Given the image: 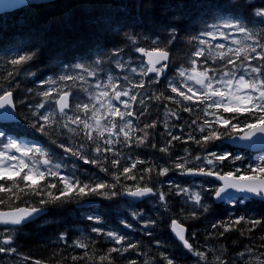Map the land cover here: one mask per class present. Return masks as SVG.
Returning a JSON list of instances; mask_svg holds the SVG:
<instances>
[{
	"label": "snow or ice",
	"instance_id": "6c2138e0",
	"mask_svg": "<svg viewBox=\"0 0 264 264\" xmlns=\"http://www.w3.org/2000/svg\"><path fill=\"white\" fill-rule=\"evenodd\" d=\"M35 0H0V14H7L12 10L18 8L29 7L34 4ZM254 15L261 19L264 23V7L255 9ZM212 29L215 31L206 30L201 33L203 36L216 38L217 35L227 40L229 37L220 29H234L236 32L244 36L243 40L233 39L232 44L237 45L235 48L228 47L226 50V45L224 43H218L212 45L208 40L199 39V37H193V39H199L200 45H207V49L204 47L197 48L192 55L196 58H204V64L207 65L208 61L211 60L215 63L217 60L224 61V67L227 68L228 65H232L237 71L225 70L221 71L219 68L203 67L202 69L198 65L197 59L191 60V67L183 68L181 67L178 71L179 77L183 78L184 87L187 91L181 90L176 83L169 81L168 87L172 93H176L178 97H182L183 101L189 102H199L204 104L205 107L202 111L205 115H212L213 120H204L202 126L199 127V131L204 133L208 129L207 134L204 135L201 140H196L194 136L189 134V139L195 140L196 143H207L211 140H219L224 135L221 133L216 125H220L226 129H230V133H236L237 129L243 124L245 131L242 135H238V139L244 141H251L253 137L264 136V33L258 34L254 29H250L240 20L227 19L223 20L219 24H213ZM176 28L171 29L170 40L176 38ZM127 38L134 42L135 37L128 35ZM251 41V43H248ZM156 43V40H153ZM220 50V51H214ZM121 50H117L115 55L118 57ZM135 51L146 57V61H141L142 66L139 68V75L142 77L139 81L133 83L128 76H124L123 79L127 82V86L120 84L118 81H114L113 77L109 75L107 77V84L103 85L105 90L100 91L98 94L91 96V99L95 103H77L74 106V113L69 115V111L73 109V105L69 102V97L72 95L70 91H63L61 89L49 88L43 91L41 95L48 101H53L54 105L57 106L53 110L46 112H39L36 109H44L45 103H38L35 109L32 110L33 115L36 116V122L33 123V127L37 128L38 131L44 132L45 126L53 127L59 126L62 129H66L67 133L71 134L72 137L80 136L83 134V138L91 141L93 144V151L97 154L112 152L114 156L119 157V152L111 146L116 144L124 143L131 146L133 142L132 133L135 130L132 120L129 117L136 116L137 113L134 111V105L137 103L138 96L140 93L134 92V89L145 88V81L143 77L149 74H154V79L151 83H159V77L162 76L165 70L168 68L166 63L169 60V51L165 47L156 46L151 49H146L144 47H137ZM207 51V55H206ZM37 53L35 51L28 54L19 55L17 58L11 59L10 63L13 66L26 65L36 57ZM234 57V58H233ZM258 60L261 63L258 65H253L251 61ZM239 62V63H238ZM95 64H100L101 60L97 59L94 61ZM117 66L123 68L124 65L117 61ZM159 66V67H158ZM75 69L81 70L80 75H60V81H76L77 79L83 81L86 73L87 76L95 77L97 75L96 71L92 70L89 66L84 63H77L72 66ZM132 73H137V68H130ZM216 72L217 75H212L211 73ZM9 76L13 74L8 73ZM188 81H192L195 85L199 87L195 90L192 86L188 85ZM44 83L55 84L56 80L48 78ZM97 89L102 87L101 83L95 85ZM107 89H111L108 91ZM31 91V90H29ZM56 93L57 98H53V93ZM126 97L127 99H122ZM195 98V101H194ZM148 99H155L160 101L162 99L171 100L176 104H181V100L176 99L172 96H164L163 92L158 95L155 93L148 97ZM113 101H118L123 105V111L117 106ZM139 104L142 106L143 114L147 110L144 99L139 100ZM99 105V107L97 106ZM17 105L14 99L13 91L10 89L0 91V119L3 120H14L16 115L14 109ZM209 109L214 111L209 112ZM193 109L191 107H183V111L191 112ZM222 110V111H221ZM57 112L59 119L57 118ZM83 113V116L75 114ZM171 116L179 119L177 112L169 110ZM224 113L233 114L231 116H225ZM243 116L245 119L240 120ZM118 118V119H117ZM41 121L43 123H41ZM91 121V122H90ZM119 121V122H118ZM236 121V122H233ZM195 123V121H193ZM39 125V127H37ZM75 125V127H73ZM155 123H150L144 125L146 128H154ZM140 129V131H144ZM168 135H172L171 132ZM6 133L0 130V138H4ZM148 133L145 132L144 136L136 137L134 142L140 145L147 138ZM121 137L123 138L121 140ZM172 139L179 140V136H172ZM3 150H0V194H6L8 196H14L16 199H20V194L27 195L28 193L25 189H30L33 195H47L48 200L41 199V204L56 203L61 201L63 197L64 200H71L74 193L76 198H83L89 194L94 195H104L109 196V193L102 192L103 189H114L115 184H109L106 181H89L83 182L75 174L61 175L59 169L61 165L59 163H54L49 153L39 146H27L18 143L17 140L8 138L7 142L3 144ZM63 147V145H61ZM81 148L86 147V145L81 144ZM154 147V145H153ZM67 152H70L73 156H78L80 159H84L86 163L97 164L105 172L108 171L106 167L100 165L98 159L89 160L79 149H73L71 147L66 148ZM163 152H167L168 148L164 147L161 149ZM13 153V154H10ZM14 153H19L16 155ZM185 159V158H181ZM196 160H200L201 157L196 156ZM232 159L233 161L241 159L240 156H232L231 153L217 154L215 152L209 153L205 157V163L212 166L206 169L204 166L199 168H187L185 163H176V169H183L185 174L192 175H203L207 177H215L216 179L222 181V186L217 187L214 190V196L220 200H227L229 202L237 199L232 193L244 194L241 198L247 199L248 195L259 197L264 200V156L260 157L255 165H248L245 174L237 175L240 169H236L235 172H221L216 170L217 163L223 164L225 160ZM113 167L120 166V159H113L111 161ZM145 161L134 160L130 166H125L122 168L121 173L126 176L127 179L135 180V175H127L136 168L137 164H143ZM27 169V171H25ZM144 172L151 173L153 168L149 167L143 169ZM170 169L168 167H163L158 175L166 176ZM21 173H24L21 176ZM120 174H114V179L119 181ZM57 178L58 182L62 185L58 189L59 195H53L51 189H57V183L47 182L45 188L48 191L42 192L38 187V180H47V177ZM15 177H20L19 180L14 179ZM141 180L144 176L140 177ZM12 183L9 184L8 182ZM31 181V183H28ZM175 188L179 192L188 194V199L194 202V205L202 208L205 212L208 211V207L201 203L202 196L200 192H195L194 194H189L188 188H180L179 185H175ZM15 189V191H13ZM126 195L131 197L143 198L149 195H156L153 187L139 185L135 186V190L132 188H127ZM111 196L117 195L116 192H111ZM158 199L162 202L165 209H167V201L165 193L163 191L158 192ZM4 200L0 199V203ZM44 209L30 206V207H17L11 212H0V224L4 225H15L20 226L27 223L29 220L39 215ZM139 215V214H136ZM192 218H198L195 211L191 213ZM92 220L93 217H88ZM242 222L255 226L261 225L264 221L260 219H247L245 216H239L234 220L228 222L221 221L219 224H213L212 227H221L225 232L231 231L235 226L240 225ZM155 224V220H150L145 223V227H150ZM131 227V225H126ZM249 228L248 231H251ZM170 229L174 233L175 237L182 243V246L194 252V254L201 258L202 260H208V255L206 252H201L195 250L193 245L189 242L186 236L187 229L183 224L178 222L176 219H172L170 222ZM91 231L96 233L105 234L107 237L111 238L115 244L125 245L126 237L116 231H107L104 233L101 228H93ZM151 235V233H148ZM66 234L61 235V239H65ZM194 235V234H193ZM223 235V232L220 233ZM13 242L12 236H7L3 239L2 244H0V253L6 252H16V248L10 247L6 248L3 245H11ZM74 245L78 248L87 249L89 245L82 241H74ZM159 243V242H157ZM136 244L127 243V246L123 247H112L106 255L100 256L99 260L101 264L104 261H108V264H112L111 253H123L127 252L130 248H135ZM251 251V250H249ZM88 253L85 252V256ZM243 256V253L240 254ZM264 257V253L260 254ZM84 257L73 256V260L83 259ZM28 259V258H25ZM167 264H175L173 259L165 257ZM219 259V257H217ZM259 264H264V259L260 257L256 258ZM34 264H41V261L36 260ZM130 264H135V261H131ZM220 264H225L224 261H220Z\"/></svg>",
	"mask_w": 264,
	"mask_h": 264
},
{
	"label": "rangeland",
	"instance_id": "374dc122",
	"mask_svg": "<svg viewBox=\"0 0 264 264\" xmlns=\"http://www.w3.org/2000/svg\"><path fill=\"white\" fill-rule=\"evenodd\" d=\"M227 19L240 20L250 29H254L258 34L264 33V28L261 27L262 23L260 18H257L255 21L245 22L241 19H234L232 17L223 16L215 24H219L223 20H227ZM7 22L8 19L5 17L0 19V24L2 25L7 24ZM220 30L224 31L229 37L227 40H225L219 35L216 36V38L219 40V43H224L226 45L225 50L228 47L231 48L237 47V45L232 44L231 41L233 39H237V40L244 39V36L236 32L234 29L222 28ZM211 31H215V29L211 28ZM153 40H156V43L159 41L157 38L151 37L150 42L153 43ZM248 43H251V41H248ZM23 54L26 53H23L21 50H7L1 53L0 72L16 73L19 76V78H21L24 81L30 79L31 84L29 85L27 84V85L32 87L31 91H28L27 86L24 87L22 86V83H18V82L14 85L15 87L17 85L18 88L14 89V86L11 85L9 86L8 85L9 82L6 81L4 78H1V76H0V91L13 89L16 92L19 101L26 99L30 93L34 94L33 98L39 95L41 98L40 103H45L44 109H36L39 112H46L53 110V108H55L53 101H48L46 100V98H44L41 95L43 91H46L49 88L61 89L63 91H70L72 95H74V98L76 99L75 104L77 103L92 104L95 103V101L91 99V96L96 95L100 91L105 90L103 88V85L107 84V77L109 75L113 77L114 81H118L120 84L127 86V82L123 79V77L128 76L130 80L133 83H135L140 79H142V77L139 75V68L145 66L141 64V61L143 59L137 54L135 49L127 50V51L123 49L120 51L118 57L115 54L110 56L104 53L103 51H97L87 59H83L82 61L79 62V63H84L85 65L89 66L92 70L96 71L97 75L95 77L87 76L86 73H83V75L85 76V80L83 81L79 79H77L76 81H60L59 80L60 75L68 74V75L77 76L82 74L81 70L73 68L72 67L73 65H69L67 67H64L61 70V72L58 74V76L50 77L51 79L56 80L55 84H51L50 86H48L49 83H46L44 88L39 89V86H36V84L34 83V78H31V72L26 68V65L13 66L10 63L11 59L17 58L19 55H23ZM97 59L101 60V63L98 65L94 63V61H96ZM118 60L120 63L124 65L123 68L117 66ZM251 63L253 65H258L261 62L258 60H253L251 61ZM132 67L137 68L138 70L137 73H132L130 71V68ZM227 68H228L227 70L237 71V69L233 68L232 65H228ZM167 71L168 69H166L164 74L159 78L164 76L166 79H168V82L172 81L176 83V85L180 87L181 90L186 92L187 89L186 87H184L183 78L179 77L178 75L179 70H177L176 72L177 75L175 77H169V78L167 77ZM213 75H217V74H213ZM152 79L154 78L150 79L149 77L148 81L144 80L146 86L143 90L141 89L133 90L134 92L140 93V95L138 96L137 103L134 105V107L137 106V109L134 108V111L137 113V115L133 117H129V119L132 120V123L133 122L136 123V126L134 127L135 130L132 133L133 142L131 143V146H128L124 143L121 146H119L118 144L111 146L114 147L119 152L120 154L119 157L114 156L112 152H107V153L102 152L100 154H97L93 151L92 142L88 141L86 138H83L82 133L80 136L72 137L71 134L67 133L66 129H62L59 126H57L59 130L56 134L59 135L62 140L60 141L61 145H63L62 148L66 149L68 147H71L73 149H79L87 159L89 160L98 159L100 165H102L103 155L106 156V160L109 161V164L111 166V170H110L111 175L120 174L122 168L125 166H130L134 160H142V161L150 160L149 163L151 164V166L149 167L153 168V166H156V168H153V171L151 173H147L144 172L143 169L149 167H145V166L143 167L137 165L136 168L133 169L131 173L127 174L129 176L134 175L135 172L138 169H140L139 173L135 175L136 176L135 180L127 179L125 175L120 174L119 181H116L114 177L111 178V176L106 175V173H104V171L101 169L100 166H98L97 164L90 163V168H93V176H92L93 182L99 180V181H106L109 182L110 184L116 185L114 189H108L107 191V193H109L108 198L106 199L101 198L102 204L103 203L106 204L107 202L105 201L113 202L114 203L113 207L106 210L105 215L101 214L100 213L101 209L96 207H92L91 208L92 212L88 214L85 213L83 216L77 215V218L74 217L71 223L68 224L67 227H64L63 230L61 229L60 231L56 232L55 229L54 231L50 232L52 234V240L50 241L52 244L61 243L62 249L66 250L67 252H75V253L78 252L88 253L89 248L92 245L91 244L92 240H93V246L98 245L100 243L104 245L103 249L104 251L107 252L112 247L120 248L123 246H127V243H125V245L123 246L118 245L115 244L114 241L111 238L107 237L105 234L91 231L93 228H101L103 229L104 233H106L107 231H116L124 236L126 234L129 239V243L132 241L140 243L139 245H136L135 248H130L127 252L111 253L112 264H115L116 260H121V262L124 264H130L131 261H135V264H167V260L164 257H168L169 259L175 258L173 259L175 264H189L190 261L195 262L192 264H220L221 258L219 256L218 257L220 260L218 262L210 261V260L215 261V259H217V252H215L214 250V245L216 243L215 242H213L212 244L207 243V240L204 239V235H203L205 218L214 216L215 220L218 222L223 213V210L218 208L213 202V195H214L213 193L216 188V184L207 179L204 180L197 178H191V179L186 178L183 169H176L175 164L185 163L186 160L187 163L185 166L187 168H192L195 166L208 167L210 165H207L205 163V157H207L209 153L215 152L217 154H222V153H231V152L233 153V151L227 147L221 146L220 141L223 137H221V139L219 140H211L208 141L207 143H200V144L196 143L195 140L189 139V134H191L194 137L197 134L200 135V137L197 138V140H201V138L207 134L208 129H206L204 133L198 130L199 124L204 123L205 113H203V117L199 120L191 119V115L188 112L183 111V107L181 104L175 103V105H172V107H166L167 106L166 101H162V100L157 101L155 99H152L151 103H148L147 105L145 104L147 106V110L148 108H150L149 112L146 110L143 112V114H140L142 111V106L139 104V100L144 99L145 102L150 100L148 99V97L153 92V88H147V87L151 84ZM98 82L101 83L102 85L100 89H97L95 87V85ZM168 82H162V83H165L166 86L168 87ZM187 83L189 86H192L194 90L199 87L198 85H195V83L192 81H188ZM107 90L111 91V89H107ZM165 92L172 93L169 87L168 89H166ZM172 94H174V97L176 99L181 100L182 103L189 102V101H183V98L178 97L176 93H172ZM53 98L54 99L57 98L55 92L53 93ZM122 99H127V98L122 97ZM113 102L116 103L117 105L120 104V102L118 101H113ZM191 103L192 104L196 103L195 108H200L199 110L202 111L203 108L201 106H203L204 104H201L198 101ZM97 106L99 107V105ZM121 106L123 105L121 104ZM35 107L36 106H32V107L30 106L29 108L30 111L28 113H32V110L35 109ZM73 109H74V103H73ZM123 110L124 109H122V111ZM169 110L177 112L179 119L171 116ZM74 111L72 113H69V115H72ZM75 114L83 116V113H75ZM208 116L214 118L212 115H208ZM152 117H156L157 122H154ZM244 119L245 117H240L241 121H243ZM194 120L195 123H193ZM208 120L211 121V119ZM150 123H155L156 126L154 128L144 129V125ZM184 125L186 126L184 127ZM176 126L177 128L178 127L179 128L177 132H174V129L172 127H176ZM73 127H75V125H73ZM159 127L162 130L164 129V132L158 131ZM216 127L219 130H221V132L222 131L227 132V129L220 125H216ZM140 129H144V131H140ZM243 130L245 129L243 128V124L241 123V127L237 129V132ZM145 132L148 133L147 138L144 140L142 144L137 145L134 142L135 138L144 136ZM169 132H171L172 134L171 136L168 135ZM172 136H179L181 138L179 140H181L183 143H189L183 148L180 154L171 155L168 152H166L163 156L159 157V156H155L154 153L151 154L149 153V152H155V153L158 152V150L156 149V145L158 143H162L161 148L170 146L172 144V141H175L174 139H172ZM10 138L17 140L18 143L29 146L27 144L28 141L19 140L18 138L12 136H10ZM121 139L123 138L121 137ZM169 140H171L170 143ZM81 144L86 145V147L81 148L80 147ZM132 148H135L141 152H145L150 155H147V157H140V156H127L122 154V152L131 150ZM0 150H3V147H1ZM206 150H210L209 153H205ZM47 152L49 153L54 163H58L57 162L58 159L65 158L64 154L62 155L60 152H56V153H52L49 151ZM66 154L67 156L73 157L74 159L76 158L80 159L78 156H73L70 152H67ZM234 154L237 155L238 153H234ZM196 156L201 157V159L196 160L195 159ZM239 156L242 158V155ZM117 158L120 159V166L113 168L111 161ZM181 158H185V159H181ZM80 160H83L85 162L84 159H80ZM59 164L62 166L61 163ZM77 166L78 168H80L79 163H77ZM163 167H168L170 169L169 173L166 176L158 175L159 171ZM222 167H224L222 164L217 163L216 169H219L221 171ZM63 175H65V172H63ZM141 176H144L143 180L140 179ZM80 180L83 181V178L81 177ZM47 182H51V181H45V183ZM136 185H139L141 187L144 186L153 187L154 192H156L157 194L154 195L153 198H151L147 203L144 204H135L129 201L127 202L123 201L121 198V192L126 191L127 188L135 189ZM175 185H179L180 188H188L189 194L200 192L202 196L201 203L208 207V211L205 212L202 208L194 205V202L190 203L188 199V194L179 192V190L174 187ZM59 186L60 188L62 187L60 183ZM112 190H117L116 192L117 195L111 196L110 193L112 192ZM159 191H163L165 193V197L167 201V209H165L162 202H160L158 199ZM32 196L33 194H31L30 192V198ZM43 198H48V197L44 196ZM248 201L250 200L243 199L242 202H238L237 208H239L241 212H238L236 209H234L232 211L233 215L228 217L237 218L239 216H244V215H247L248 218L253 217L254 204ZM114 208H117L118 211L115 210ZM193 211L196 212L198 218H192L191 213ZM88 217H93L94 219L90 220L88 219ZM80 218L83 219V223L81 222V220H79ZM172 219L179 220L189 227L188 237L191 244L195 247V250L206 252L208 255V260L205 261L197 257L194 254V252H190L175 240V238L171 234V229H170V222ZM150 220H155V224L150 227H145V223ZM110 221H114L117 224H110ZM51 222H52L51 219L46 218L41 223L34 225V227H44L48 224H51ZM103 223H105V225ZM71 224H73V226H71ZM126 225H131V227H128ZM3 233L12 237L15 236L14 229H8ZM148 233H151V235H149ZM21 234L26 235V231L22 230ZM62 234H66L64 240L61 239ZM200 240H202V242ZM74 241H82L84 243H87L89 245V248L87 249L78 248L74 245L73 243ZM157 242H161V244L159 245ZM3 246L6 248H10L6 245ZM14 248H16L15 253L12 252L0 253V264H31V262H33V261L31 262L29 261V258L28 256H26V253L24 251L18 249L19 246H16ZM176 259L178 260L177 262ZM98 263L101 264V261Z\"/></svg>",
	"mask_w": 264,
	"mask_h": 264
},
{
	"label": "trees",
	"instance_id": "16d2710c",
	"mask_svg": "<svg viewBox=\"0 0 264 264\" xmlns=\"http://www.w3.org/2000/svg\"><path fill=\"white\" fill-rule=\"evenodd\" d=\"M260 1L264 0H256L255 4L251 3V0H57L47 4H35L0 16V18L4 16L8 19L7 26L0 24V54L10 47L20 48L28 53L35 51L37 55L29 62V66L36 77L35 82H39L46 79L47 75L57 72L61 66L86 59L98 49L113 52L128 47L132 41L127 38L126 33L137 39L148 33L157 34L176 28L175 42L170 43L169 40H163L157 46L171 49L174 43L176 51L173 52L172 59L174 63H180L186 61L190 52L193 53L199 47L201 33L209 29L208 16L213 15L219 9L224 12L241 11L238 13L246 15ZM217 16H220V12L217 13ZM187 31L193 35L188 36L185 34ZM169 33L171 34V30ZM193 37H199V39H193ZM177 45L181 48H177ZM12 74V76H9L8 73L0 72L1 78L8 81L9 86H14L18 82L22 83V86H27L28 91L32 89L31 86L27 85L31 84L30 79L24 81L16 73ZM17 88V85L14 86V89ZM33 95L30 93L26 99L17 100L18 111L22 116V130L33 134L32 136L35 138L45 140L48 137L55 141V132L46 127L44 132H40L32 126V121H36V117L28 112L30 111L31 102L39 97L37 95L33 98ZM164 95L165 97L170 96L167 93ZM191 108L193 110L188 113L192 118L195 117V109ZM0 126L6 127L1 124ZM162 131L164 132V129ZM219 131L221 132V130ZM221 133L228 134L230 129ZM199 137L200 135L197 134L195 136L196 140ZM170 142L171 140H169ZM177 142L166 146L169 154L181 153L183 148L189 144L183 143L181 140ZM161 144L156 145L157 153H149H154L155 156H163L166 152L161 151ZM139 154L142 157L150 155L145 152ZM149 161L145 160V163L139 164V166L149 167L151 166ZM102 165L108 169L104 173L111 176V178L114 177L110 174L109 161L103 160ZM153 168H156V166H153ZM139 171L140 169L134 175H137ZM16 179L19 180L20 178ZM53 182L57 183L59 189L57 178ZM0 183H3V181ZM8 183L11 184L12 182L9 181ZM28 183H31V181ZM38 183L40 190L46 193L48 191L44 187L46 183ZM58 189H51L53 195L60 194ZM25 191L28 194H20V199L0 194V199H4V202L0 203V209L25 204L26 201L43 205L40 203V196H35L33 200H29L31 190L26 188ZM101 191L107 192L108 189ZM113 191L117 192V190ZM71 195L73 196L71 200L66 201L62 197L61 201L46 204L50 209L48 217L52 220L51 224L38 228L29 225L26 228L28 235L23 237L19 243L22 250L32 260H39L42 264H99V257L108 253L104 251V245L100 243L93 246L92 242L87 256H85V252H67L62 249L61 243H51L52 234L50 232L55 229L56 232L63 230L80 212L75 208V203L86 199H99L104 196L89 194L83 198H76L74 193ZM112 205L114 204L112 203ZM107 206L110 207L109 202H107ZM104 207L106 205H103ZM219 208L222 209L221 205H219ZM252 219L262 221L260 217ZM204 224V239L207 240V243L212 244L215 242L216 244L213 245L217 257L219 256L221 260L229 262V264H236V259L233 260V258L244 247L264 245V224L252 228V225L242 222L240 225L235 226L233 230L227 232L221 227H212L213 224H219L214 216L205 218ZM249 228H252V230L248 231ZM221 232H223V235H220ZM200 241L202 242V240ZM158 244L160 245L161 242ZM73 256L84 258L73 260ZM104 264H108V261H104ZM115 264L124 263L121 260H116Z\"/></svg>",
	"mask_w": 264,
	"mask_h": 264
},
{
	"label": "water",
	"instance_id": "95a60500",
	"mask_svg": "<svg viewBox=\"0 0 264 264\" xmlns=\"http://www.w3.org/2000/svg\"><path fill=\"white\" fill-rule=\"evenodd\" d=\"M51 1H54V0H35V2L34 3H40V2H51ZM169 58H170V53H169ZM14 113H15V115H16V119H14V120H3V119H0V120H2V121H15V120H19V118H18V116H17V114H16V112H15V109H14ZM261 138V147H263L264 148V136H257V137H253V139L251 140V141H244V140H240V139H238V137H234V138H231V139H228V140H226V141H228V142H230V143H232V144H234V145H241V146H247V147H251L252 145H254L259 139ZM213 178H215V177H213ZM216 179V178H215ZM216 180H218V179H216ZM220 183H223L222 181H220V180H218ZM233 195H235L236 197H239V196H242V195H244V194H240V193H235V192H233L232 193ZM125 197H131V196H128V195H124ZM248 196H250V197H255V196H251V195H248ZM147 197V196H146ZM131 198H133V199H135V200H138V201H141L143 198H145V197H143V198H137V197H131ZM256 198H259V197H256ZM223 201H226V200H220V199H217V202H223ZM21 208H23V207H21ZM13 210H15V209H13ZM7 212H11V211H7Z\"/></svg>",
	"mask_w": 264,
	"mask_h": 264
},
{
	"label": "flooded vegetation",
	"instance_id": "af4514ba",
	"mask_svg": "<svg viewBox=\"0 0 264 264\" xmlns=\"http://www.w3.org/2000/svg\"><path fill=\"white\" fill-rule=\"evenodd\" d=\"M255 251L258 252L259 254L264 253V245L259 244L258 247H255ZM254 255H247L244 254L241 258L236 259V264H256V258ZM261 259H264V257H261ZM225 264H229V262L224 261Z\"/></svg>",
	"mask_w": 264,
	"mask_h": 264
},
{
	"label": "bare ground",
	"instance_id": "6f19581e",
	"mask_svg": "<svg viewBox=\"0 0 264 264\" xmlns=\"http://www.w3.org/2000/svg\"><path fill=\"white\" fill-rule=\"evenodd\" d=\"M246 6V5H245ZM8 24V23H7ZM7 24H5L4 26H7ZM10 26V25H9ZM186 34V33H185ZM120 40H122V39H120ZM120 42V41H119ZM116 43V42H115ZM90 46V45H89ZM112 46V45H111ZM88 47V46H87ZM24 68V67H23ZM48 71V70H47ZM39 72V71H38ZM21 85V84H20ZM29 85V84H28ZM25 87V86H24ZM165 115V114H164ZM188 116V115H187ZM165 120H166V118H165ZM195 121V120H194ZM187 123V122H186ZM187 125V124H186ZM186 125H184V127L186 126ZM177 127V126H176ZM190 127V126H189ZM196 127V126H195ZM160 128V127H159ZM179 128V127H178ZM193 128V127H192ZM169 130V129H168ZM180 131V130H179ZM192 131V130H191ZM181 132V131H180ZM159 133H161V132H159ZM223 137V136H222ZM184 138V137H183ZM164 140V139H163ZM214 147V146H213ZM187 150V149H186ZM155 153V152H154ZM160 157V156H159ZM113 169V168H112ZM113 175V174H112ZM122 175V174H121ZM103 176V175H102ZM81 179V178H80ZM126 179V178H125ZM59 186V185H58ZM60 187V186H59ZM58 189V188H57ZM125 190V189H124ZM14 197V196H13ZM8 198V197H7ZM12 199V198H11ZM4 200V199H3ZM8 200V199H7ZM175 200V199H174ZM176 201V200H175ZM172 202V201H171ZM174 202V201H173ZM176 203V202H175ZM182 207V206H181ZM215 208V207H214ZM178 212V211H177ZM176 212V213H177ZM210 212V211H209ZM113 213V212H112ZM186 213V212H185ZM208 215V214H207ZM195 223V222H194ZM197 224V223H196ZM93 225V224H92ZM203 227V226H202ZM192 229V228H191ZM190 229V230H191ZM156 232V231H155ZM163 236V235H162ZM170 237V236H169ZM169 250V249H168ZM164 251V250H163ZM238 252V251H237ZM178 254V253H177ZM235 255V254H234ZM182 257V256H181ZM58 258V257H57ZM165 258V257H164ZM61 262V261H60ZM49 264V263H48Z\"/></svg>",
	"mask_w": 264,
	"mask_h": 264
}]
</instances>
